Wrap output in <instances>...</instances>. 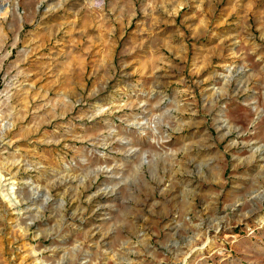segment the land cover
Instances as JSON below:
<instances>
[{
  "label": "rangeland",
  "instance_id": "1",
  "mask_svg": "<svg viewBox=\"0 0 264 264\" xmlns=\"http://www.w3.org/2000/svg\"><path fill=\"white\" fill-rule=\"evenodd\" d=\"M0 4V264H264V0Z\"/></svg>",
  "mask_w": 264,
  "mask_h": 264
},
{
  "label": "bare ground",
  "instance_id": "2",
  "mask_svg": "<svg viewBox=\"0 0 264 264\" xmlns=\"http://www.w3.org/2000/svg\"><path fill=\"white\" fill-rule=\"evenodd\" d=\"M3 5H4V4H3ZM18 5H19V4H17V3H16V4H14V5H13V6H14V9H16V10H17V8H18ZM0 6H1V4H0ZM2 9H6V8H4V7H2V8H1V7H0V14H1V12H2Z\"/></svg>",
  "mask_w": 264,
  "mask_h": 264
}]
</instances>
